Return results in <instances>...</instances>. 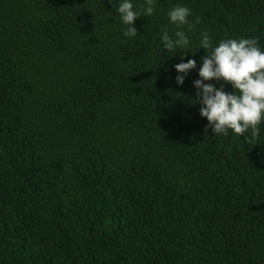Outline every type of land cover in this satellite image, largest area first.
<instances>
[{
    "label": "trees",
    "instance_id": "trees-1",
    "mask_svg": "<svg viewBox=\"0 0 264 264\" xmlns=\"http://www.w3.org/2000/svg\"><path fill=\"white\" fill-rule=\"evenodd\" d=\"M120 3L0 0V264H264V121L205 134L193 85L201 32L264 51V0H157L136 37Z\"/></svg>",
    "mask_w": 264,
    "mask_h": 264
},
{
    "label": "clouds",
    "instance_id": "clouds-1",
    "mask_svg": "<svg viewBox=\"0 0 264 264\" xmlns=\"http://www.w3.org/2000/svg\"><path fill=\"white\" fill-rule=\"evenodd\" d=\"M156 7L157 0H145L141 13L131 0H121L116 11L127 26L123 35L136 37L138 33L133 26L135 20L141 15H153ZM167 15L176 30L171 35L167 26L161 30L163 49H187L191 44L187 33L194 29L195 24L201 23L200 17L191 22V9L179 4L172 7ZM199 48L206 54L201 57L199 79L193 85L197 97L195 103L201 105L200 115L208 121L204 133L207 134L211 129L212 134L217 136H228L229 131L244 136L250 131L251 136L246 139L254 142L260 134L258 126L264 121V51L259 46L258 38H226L214 45L210 33L201 32ZM183 60L182 55L181 62L175 65L176 72L183 74L176 77L178 85H183L188 73L197 67L195 59H189L187 63ZM206 81H223V84L217 88ZM225 84L231 85L233 91L226 92Z\"/></svg>",
    "mask_w": 264,
    "mask_h": 264
}]
</instances>
